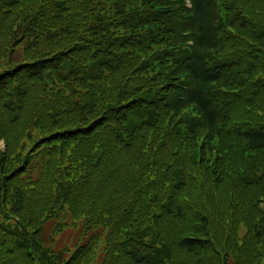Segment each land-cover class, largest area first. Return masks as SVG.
I'll use <instances>...</instances> for the list:
<instances>
[{"label": "trees", "instance_id": "obj_1", "mask_svg": "<svg viewBox=\"0 0 264 264\" xmlns=\"http://www.w3.org/2000/svg\"><path fill=\"white\" fill-rule=\"evenodd\" d=\"M0 139V264H264V0H0Z\"/></svg>", "mask_w": 264, "mask_h": 264}, {"label": "rangeland", "instance_id": "obj_2", "mask_svg": "<svg viewBox=\"0 0 264 264\" xmlns=\"http://www.w3.org/2000/svg\"><path fill=\"white\" fill-rule=\"evenodd\" d=\"M0 146L3 148L4 143H3V139H0ZM73 230H66L64 232H62L61 234H58V243L59 241L65 242V241H70L71 237L70 235L73 233ZM60 239V240H59Z\"/></svg>", "mask_w": 264, "mask_h": 264}]
</instances>
